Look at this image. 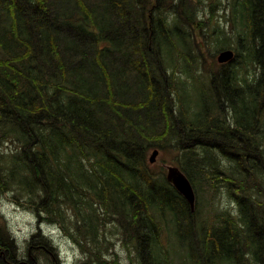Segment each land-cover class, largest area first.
Wrapping results in <instances>:
<instances>
[{
  "label": "trees",
  "instance_id": "trees-1",
  "mask_svg": "<svg viewBox=\"0 0 264 264\" xmlns=\"http://www.w3.org/2000/svg\"><path fill=\"white\" fill-rule=\"evenodd\" d=\"M198 2L0 0V195L24 196L39 222L63 221L70 208L71 231L88 237L95 256L104 219L119 215L131 239L136 220L149 227L142 264H170L159 244L164 229L188 241L191 264H264V187L250 176L259 153L249 144L231 180L252 184L228 188L239 214L226 213L209 231L193 222L197 209L165 180L164 168L155 173L148 161L150 148L175 150L173 161L196 193L199 168L224 176L216 144L228 127L238 136L245 123L248 141L256 138L251 146L264 147V111L256 112L264 108V0L238 3L245 37L220 49H234L230 64L238 63L243 80L224 70L204 80L190 67L185 54L208 47L207 36L201 43L195 34L208 31ZM38 236V229L30 235L28 251ZM13 242L0 217V249L12 252L0 264L14 263Z\"/></svg>",
  "mask_w": 264,
  "mask_h": 264
},
{
  "label": "rangeland",
  "instance_id": "rangeland-1",
  "mask_svg": "<svg viewBox=\"0 0 264 264\" xmlns=\"http://www.w3.org/2000/svg\"><path fill=\"white\" fill-rule=\"evenodd\" d=\"M196 1H199L197 6L198 15L200 18H204V24L208 25V31L206 29H203V31L196 30L195 34L198 40H201V43L202 40H205V36H207L208 47L202 43L199 49L191 48L188 53L185 54L190 67L195 66L197 68L196 74L202 76L204 80L208 79L209 75H218L221 70L227 72V75L233 74L232 72L238 73L241 79H243L244 71L237 66L238 63H236V61L232 64L224 63V65L216 61V54L221 48L225 47L223 45L229 47L233 45L237 48L239 41L245 37L242 34L243 32H238L240 31L239 17L242 15L246 17L244 7L242 5L238 7V3H240L241 0ZM212 32L213 34L210 35ZM248 79L250 78L248 77ZM189 81L191 80H186L184 83L187 85ZM188 84L195 87L194 82H189ZM197 96L198 94L196 93V97ZM257 96L258 100H260V96ZM263 111L264 108L262 111L258 109L256 112L262 113ZM229 120H232V117ZM218 139H220L221 142L226 141V138L223 136L218 137ZM250 142H256V138H252ZM250 142L246 137L247 145L249 144L250 148L259 153L256 154L259 156L252 160L251 168L248 170L250 176L255 175V173L257 174L255 175V182L264 187V175H262L264 154H261L264 147L257 150L251 146ZM180 143L183 144L184 141L180 140ZM242 144L239 142H233L230 145L227 144V147L222 149V154L226 158L222 159L217 156L218 161L220 160V165L224 170H227V173L224 172V176H205L204 171H202L203 167L199 168L200 173H197L195 176L194 180L197 188L195 209L197 210L193 217V222L202 224L206 231H209L216 224L220 223L222 216L226 213L230 216H237L239 214V207L236 203L237 197L229 193L228 188L232 183L230 180L231 166H236L235 161L241 162L245 166L243 161L246 159L235 155L238 151L242 154L241 156L244 155L243 151L239 148ZM249 147H246V152H252L249 150ZM259 147L260 146H258V148ZM151 151L152 148L148 150V158ZM175 153V150L170 148L162 150L156 156V163L152 166V170L155 173H159L166 165H172L174 163ZM232 159H234V162ZM255 162L257 163L256 169L253 168ZM242 176L246 177L247 174H242ZM233 180H235L233 181L235 184H237L238 181L244 185H246V183L252 184V182L246 179ZM13 194L14 192L10 191L0 195V217L10 231L14 241L13 246H15L13 250L15 261L11 264H142L144 262L142 259L143 251L141 252L140 248L145 249V252L150 251V249L147 250L149 246L146 244V239L150 236V233L147 232L149 227H147V223H145L143 219L136 220L135 230L138 232V235L133 239L130 237V234L133 232L129 234L115 219L119 217V215L104 219V230L99 240L96 242V244L100 245V249L99 253L95 256L88 251V249L94 251V248L88 242V237L84 239L81 233L74 232L77 231L76 227L71 224L69 218L75 221L76 217H71L72 211L70 208L66 210L63 221L50 222L44 220L39 222L34 208L29 206L25 197L19 195V197L15 198ZM37 229L39 234V238L37 239H39V242L33 244V249L28 251L29 237L31 234L36 233ZM72 229L74 231H71ZM171 231L174 230L171 229ZM70 233H73L78 241H75L69 235ZM211 233L212 232H210L209 235H211ZM42 237H47L46 239L48 242H46V244L42 242L44 239ZM101 237L102 240L100 241ZM212 237L216 238L214 236ZM159 241L161 246L167 248L170 264H191L187 240L180 242L173 234L164 229L159 235ZM4 250L3 248L0 249V255L3 257L12 253H7ZM96 257H98L100 261H98ZM146 263L147 262H145V264Z\"/></svg>",
  "mask_w": 264,
  "mask_h": 264
},
{
  "label": "water",
  "instance_id": "water-1",
  "mask_svg": "<svg viewBox=\"0 0 264 264\" xmlns=\"http://www.w3.org/2000/svg\"><path fill=\"white\" fill-rule=\"evenodd\" d=\"M233 57L234 51L232 49H223L217 54L216 60L218 63L222 64L230 62ZM157 154L158 150L154 149L149 156V162L153 163ZM166 179L173 185L177 192L183 196L190 210L193 211L195 209L196 196L188 177L177 166L169 165L167 166Z\"/></svg>",
  "mask_w": 264,
  "mask_h": 264
},
{
  "label": "flooded vegetation",
  "instance_id": "flooded-vegetation-1",
  "mask_svg": "<svg viewBox=\"0 0 264 264\" xmlns=\"http://www.w3.org/2000/svg\"><path fill=\"white\" fill-rule=\"evenodd\" d=\"M244 78H245V73H244ZM243 78V79H244ZM239 79H241V76H240V78ZM242 79V80H243ZM246 80V79H245ZM244 80V81H245ZM246 82V81H245ZM245 82H243V81H241L240 83H239V88H237L236 90L238 91V93H239V96H240V101H243V100H245L244 98H245V85H243V83H245ZM222 87H224V85H221ZM230 88V89H229ZM230 90H231V87H230V85L229 86H227V93L228 94H230ZM245 119V117H242V121ZM233 120V119H232ZM232 126V125H231ZM238 131H236V129H235V132H231V130H230V128L228 127L227 128V131L225 132V133H223L222 135H217L218 137H224V138H226V141H224V142H221L220 141V139H218L217 140V144H216V146H217V150L218 151H220L221 153H222V150H221V147H220V145L221 144H224V146L225 147H227V144L228 145H230L231 143H233V142H239L240 144H242V145H240V150L241 151H243V153H244V155L243 156H241L242 154H240L239 153V151L238 152H236V154L235 155H237L238 157H242V158H245L246 159V157H245V154H246V151H247V143H246V125H245V123H243L242 124V126H240V132H239V135L238 136H236V133H237ZM196 133H198V132H196ZM216 133H220V132H216ZM221 134V133H220ZM206 137H210V136H212V135H214V133H211V132H206V134H204ZM236 136V137H235ZM199 139H201V134H198L197 136H196V141H198ZM220 147V148H219ZM219 152V153H220ZM232 158V157H231ZM232 161L234 162V159H232ZM235 162H237V161H235ZM244 163H245V161H243ZM240 164H242L241 162H239ZM242 166H243V164H242ZM232 168L234 167V165L233 166H231ZM231 168V169H232ZM223 172H226L227 173V170H224ZM224 174V173H223ZM230 180H231V178H230ZM232 181V180H231ZM231 184H235L233 181H232V183Z\"/></svg>",
  "mask_w": 264,
  "mask_h": 264
}]
</instances>
